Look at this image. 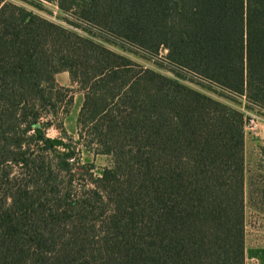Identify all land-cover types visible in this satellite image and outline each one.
Returning <instances> with one entry per match:
<instances>
[{
    "label": "trees",
    "instance_id": "16d2710c",
    "mask_svg": "<svg viewBox=\"0 0 264 264\" xmlns=\"http://www.w3.org/2000/svg\"><path fill=\"white\" fill-rule=\"evenodd\" d=\"M38 2L264 110V0ZM59 73L78 141L114 159L85 197L49 182L92 170L45 135L71 105ZM245 172L242 113L0 0V264H245Z\"/></svg>",
    "mask_w": 264,
    "mask_h": 264
},
{
    "label": "rangeland",
    "instance_id": "374dc122",
    "mask_svg": "<svg viewBox=\"0 0 264 264\" xmlns=\"http://www.w3.org/2000/svg\"><path fill=\"white\" fill-rule=\"evenodd\" d=\"M3 2H11L21 6L55 25L66 28L83 37L90 38L107 49L137 63L144 69L151 70L168 79L176 80L180 84L221 104L240 111L243 114L245 113L244 117L255 116L258 118L256 133L249 135L244 132V152L248 169L247 188L245 189L244 261L245 264H264V110L254 108L251 105L247 106L246 100L244 101L243 97L222 92L215 86L204 84L199 79L171 67L165 60L167 52L163 49L157 55H149L106 36L96 28H89L84 24H81V28L72 26L68 21L74 22L73 17L68 13L60 11L54 2H38L37 7L34 6L37 4V0H3ZM82 27L88 29L83 30ZM55 81L58 86L71 90V105L66 115L61 113L65 109V105L59 106L57 120H54L56 126L44 128L45 135L49 139L58 140L63 143L65 147L75 153L79 165H91L92 170L73 168L71 172L73 176L71 177L63 173L56 175L52 171L53 175L49 182L58 191L57 195H63L64 191H67L73 198L85 197L88 191L93 189L91 180L99 178L104 170L112 169L114 167V159L111 156L94 155L93 152L88 151L84 147V142L78 141L77 117L83 103V95L78 90V87L70 82L67 73L57 74ZM48 119L51 118H43L42 123H46ZM59 124L62 126L67 137L63 136L56 128ZM30 149L33 151H31L30 158L40 155L39 149L33 144L30 145ZM55 149L60 153L64 150L63 146H57ZM45 155L41 156V161L53 166L55 163L53 155ZM36 160L42 166L41 161L39 159ZM71 162L72 160L69 161V163ZM257 168L261 169L262 173L257 172ZM22 174L23 172L18 168L13 167L10 171V179H18L16 183H23L26 178ZM89 175H91V179Z\"/></svg>",
    "mask_w": 264,
    "mask_h": 264
},
{
    "label": "built area",
    "instance_id": "2783aa9c",
    "mask_svg": "<svg viewBox=\"0 0 264 264\" xmlns=\"http://www.w3.org/2000/svg\"><path fill=\"white\" fill-rule=\"evenodd\" d=\"M243 99L245 101L244 97H243ZM240 113H242V112H240ZM244 114L242 113L243 118H244V132H245V134L246 133L249 134V135L255 134L256 130H257L258 118L255 117V116H253V117H244Z\"/></svg>",
    "mask_w": 264,
    "mask_h": 264
},
{
    "label": "crops",
    "instance_id": "0c3cea01",
    "mask_svg": "<svg viewBox=\"0 0 264 264\" xmlns=\"http://www.w3.org/2000/svg\"><path fill=\"white\" fill-rule=\"evenodd\" d=\"M247 163H246V161H245V166H246V172H245V189L247 188V173H248V169H247V165H246ZM258 169V171L257 172H260V173H262L261 172V169H259V168H257ZM245 198H246V193H245Z\"/></svg>",
    "mask_w": 264,
    "mask_h": 264
}]
</instances>
